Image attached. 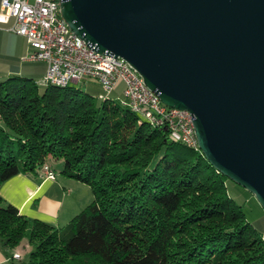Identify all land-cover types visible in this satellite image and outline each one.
<instances>
[{
  "label": "trees",
  "instance_id": "trees-1",
  "mask_svg": "<svg viewBox=\"0 0 264 264\" xmlns=\"http://www.w3.org/2000/svg\"><path fill=\"white\" fill-rule=\"evenodd\" d=\"M88 85L0 82V188L53 158L95 197L56 228L0 195L3 246L27 241L28 264H264V234L229 196L232 180L167 126L115 104L124 89L102 100Z\"/></svg>",
  "mask_w": 264,
  "mask_h": 264
},
{
  "label": "water",
  "instance_id": "water-1",
  "mask_svg": "<svg viewBox=\"0 0 264 264\" xmlns=\"http://www.w3.org/2000/svg\"><path fill=\"white\" fill-rule=\"evenodd\" d=\"M60 1L78 37L192 114L205 158L264 208V0Z\"/></svg>",
  "mask_w": 264,
  "mask_h": 264
},
{
  "label": "built area",
  "instance_id": "built-area-1",
  "mask_svg": "<svg viewBox=\"0 0 264 264\" xmlns=\"http://www.w3.org/2000/svg\"><path fill=\"white\" fill-rule=\"evenodd\" d=\"M0 26L28 40L32 51L26 59L47 65L45 76L39 80L42 87L49 82L95 81L102 88L101 97L111 96L123 85L124 99L142 107L144 117L167 126L173 137L187 138L199 146L192 114L188 110L165 108L127 61L101 54L78 37L62 17L60 0H2ZM43 172L46 179H56L49 165ZM11 259L21 260L23 253H14Z\"/></svg>",
  "mask_w": 264,
  "mask_h": 264
},
{
  "label": "crops",
  "instance_id": "crops-1",
  "mask_svg": "<svg viewBox=\"0 0 264 264\" xmlns=\"http://www.w3.org/2000/svg\"><path fill=\"white\" fill-rule=\"evenodd\" d=\"M1 2L2 0L0 10ZM31 51L25 37L0 26V82L15 76L37 82L42 79L46 74L47 65L41 61L26 59ZM88 84L89 88L99 92L97 82L89 81ZM122 89L124 86L120 85L116 96L122 94ZM55 173V180L46 179L43 171L39 176L20 174L1 186L0 195L30 219L40 220L56 228L65 227L90 205L95 197L88 185L75 182L63 174L60 176L56 171ZM27 245L28 242L24 241L22 247ZM20 249L8 250L0 242V264H28L31 251H26V247L22 249L23 259H11L14 253H22Z\"/></svg>",
  "mask_w": 264,
  "mask_h": 264
},
{
  "label": "rangeland",
  "instance_id": "rangeland-1",
  "mask_svg": "<svg viewBox=\"0 0 264 264\" xmlns=\"http://www.w3.org/2000/svg\"><path fill=\"white\" fill-rule=\"evenodd\" d=\"M88 83H89V81H82L80 83L71 84V86H73L75 88H81L84 90L85 89L88 90V87H87ZM89 92H92V91L89 90ZM115 104L119 105L120 107L125 108V106L123 105V99L122 100L116 99ZM174 138H175V140H180V137H174ZM49 165H51V167L58 173V175L62 176V171L64 168V162L62 160L58 161V160L52 158L49 160ZM75 182H78V181H75ZM227 188H228L229 196L238 205L242 206L249 223H251L260 232H262L264 234V208L258 202L255 195L252 194L247 189H245L244 187H242V186H240V185H238L232 181L228 182ZM89 190L91 192L90 188H89ZM26 248H28L26 250L28 252H30L33 249V247L29 246V244H28V246H26ZM20 251L23 253V251L21 249H20Z\"/></svg>",
  "mask_w": 264,
  "mask_h": 264
},
{
  "label": "bare ground",
  "instance_id": "bare-ground-1",
  "mask_svg": "<svg viewBox=\"0 0 264 264\" xmlns=\"http://www.w3.org/2000/svg\"><path fill=\"white\" fill-rule=\"evenodd\" d=\"M128 64L131 65L130 63H128ZM131 69H135V68L131 65ZM37 85L42 86V83L40 81H38ZM47 86H56V87H60V88H65V87L71 86V84L64 83V82H49ZM107 97H109V96H101L99 98L102 100H105ZM159 101H161L160 98H159ZM123 105L125 106V108L129 109L130 111L140 115L143 120L145 119V121L149 122L153 127H161L162 128V126L159 123H157L154 118L144 117V110L142 107L133 106L128 102V100H125V99H123ZM165 108H170V107L165 105ZM193 129H194V132L196 135L194 118H193ZM179 141H181L185 145L195 149L196 151H201L199 146H196L195 144L191 143V141L187 138H181L180 137Z\"/></svg>",
  "mask_w": 264,
  "mask_h": 264
}]
</instances>
